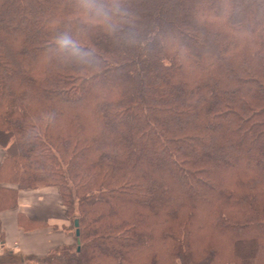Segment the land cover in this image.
I'll return each mask as SVG.
<instances>
[{"label": "trees", "instance_id": "trees-1", "mask_svg": "<svg viewBox=\"0 0 264 264\" xmlns=\"http://www.w3.org/2000/svg\"><path fill=\"white\" fill-rule=\"evenodd\" d=\"M122 7L0 0V214L58 189L75 243L35 264H264V0Z\"/></svg>", "mask_w": 264, "mask_h": 264}, {"label": "crops", "instance_id": "crops-1", "mask_svg": "<svg viewBox=\"0 0 264 264\" xmlns=\"http://www.w3.org/2000/svg\"><path fill=\"white\" fill-rule=\"evenodd\" d=\"M5 151L0 148V163ZM75 243V232L57 188L20 191L14 210L0 214V264H35Z\"/></svg>", "mask_w": 264, "mask_h": 264}, {"label": "clouds", "instance_id": "clouds-1", "mask_svg": "<svg viewBox=\"0 0 264 264\" xmlns=\"http://www.w3.org/2000/svg\"><path fill=\"white\" fill-rule=\"evenodd\" d=\"M84 10L86 17L109 22L113 14L128 15L127 10L122 7L124 0H78ZM109 30L114 31L115 27L109 24ZM54 44L58 53L70 52L79 63L89 65L93 52L82 47L68 33L58 35Z\"/></svg>", "mask_w": 264, "mask_h": 264}, {"label": "water", "instance_id": "water-1", "mask_svg": "<svg viewBox=\"0 0 264 264\" xmlns=\"http://www.w3.org/2000/svg\"><path fill=\"white\" fill-rule=\"evenodd\" d=\"M75 227H76V236L79 237L80 236V230H79V221L78 220L75 221Z\"/></svg>", "mask_w": 264, "mask_h": 264}]
</instances>
